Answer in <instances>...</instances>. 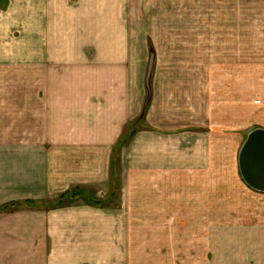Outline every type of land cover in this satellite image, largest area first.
<instances>
[{"label":"crops","instance_id":"obj_1","mask_svg":"<svg viewBox=\"0 0 264 264\" xmlns=\"http://www.w3.org/2000/svg\"><path fill=\"white\" fill-rule=\"evenodd\" d=\"M133 1L0 0V264H133L134 258L146 264L153 240L163 247L182 238L190 252L205 255L213 225L228 233L230 224L248 225L251 214L253 229H262L264 201L246 216H233L221 192L213 196L212 114L203 123L192 110L186 120L175 118L176 90L164 88L144 105L146 124L133 135L125 132L133 119L124 89L132 74ZM190 31L195 37L200 30L193 25ZM207 41H189L193 65L197 49L221 48ZM116 159V204L3 209L79 186L111 197ZM262 234H236L241 249L257 250V264H264Z\"/></svg>","mask_w":264,"mask_h":264},{"label":"rangeland","instance_id":"obj_2","mask_svg":"<svg viewBox=\"0 0 264 264\" xmlns=\"http://www.w3.org/2000/svg\"><path fill=\"white\" fill-rule=\"evenodd\" d=\"M144 1H133L132 74L124 87L130 95L133 119L125 132L136 133L146 124L145 112L142 114L144 105L156 95H162L160 90L164 88L176 90L175 118L179 116V120H186V112L192 110L196 122L203 123V117L207 119L208 113L212 114L213 196L221 192L228 215L246 216L254 211L256 202L264 201V193L254 195L248 191L238 164V155L248 133L257 127L264 128V0ZM193 25L200 30L195 37L190 31ZM205 26L210 27V32L203 30ZM205 38L212 40L207 41L212 47L221 48L197 49L193 65L194 44L189 41H196V45L201 46ZM216 40L220 44L215 43ZM204 51L212 55L207 54L206 62L202 63ZM151 61L153 65L148 80ZM161 72L185 76L196 72L199 77H206L167 81L158 79L157 74ZM118 161H114L116 173L111 197L98 195L95 188L83 187L82 196L74 203L101 201L104 206L116 204L120 190ZM215 211L218 210L213 209ZM250 216L248 225H228V233L221 230L224 226L213 225L211 251L205 255H198L203 252L198 248L190 252L188 242L182 238L174 239L173 243L163 241V247L159 244L157 247V240L148 242L146 264H257L259 258L254 257L257 250L250 246L241 249L236 241L238 232L241 235L243 232L249 235L263 233L264 237V225H260L261 230H254ZM164 227L166 230L169 226ZM135 229L139 226H133ZM185 229L181 226V235L187 234ZM155 232L153 229L152 234ZM133 243L139 247L138 241ZM135 259L133 264H139V258Z\"/></svg>","mask_w":264,"mask_h":264},{"label":"water","instance_id":"obj_3","mask_svg":"<svg viewBox=\"0 0 264 264\" xmlns=\"http://www.w3.org/2000/svg\"><path fill=\"white\" fill-rule=\"evenodd\" d=\"M152 61L149 76L152 71ZM239 170L244 182L251 189L264 193V128L251 130L238 156Z\"/></svg>","mask_w":264,"mask_h":264},{"label":"trees","instance_id":"obj_4","mask_svg":"<svg viewBox=\"0 0 264 264\" xmlns=\"http://www.w3.org/2000/svg\"><path fill=\"white\" fill-rule=\"evenodd\" d=\"M135 133V131H134ZM132 133V134H134ZM126 139V136H125ZM121 145H124V140L120 141L117 147H122ZM83 187H76L73 189L68 190L67 192L62 193L58 197L48 200V201H41V200H24V201H16L9 204H5L3 206L4 210H15L23 207L28 208H35V209H41V208H58V207H64L67 205H71L75 202V200L79 199L82 195ZM90 204L95 206H103L101 201H96L93 203L92 201Z\"/></svg>","mask_w":264,"mask_h":264}]
</instances>
